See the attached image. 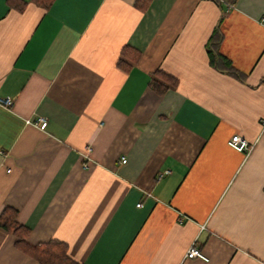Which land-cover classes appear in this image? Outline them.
I'll return each instance as SVG.
<instances>
[{
  "label": "crops",
  "instance_id": "1",
  "mask_svg": "<svg viewBox=\"0 0 264 264\" xmlns=\"http://www.w3.org/2000/svg\"><path fill=\"white\" fill-rule=\"evenodd\" d=\"M23 1L0 0V215L84 264H264V0ZM16 240L0 264H39Z\"/></svg>",
  "mask_w": 264,
  "mask_h": 264
},
{
  "label": "trees",
  "instance_id": "2",
  "mask_svg": "<svg viewBox=\"0 0 264 264\" xmlns=\"http://www.w3.org/2000/svg\"><path fill=\"white\" fill-rule=\"evenodd\" d=\"M53 1L54 0H34V2L45 8H48L53 3ZM8 3L11 7L23 9L27 2L23 0H8ZM146 5L147 4L143 5L142 8L146 7ZM221 40L222 34L217 29L209 41V55L211 64L243 80V75L232 66L228 59L219 53L218 46ZM129 50L134 53L132 59H138L140 52H134L129 47L124 48L122 53L126 54L129 52ZM120 65H123L122 61H120ZM150 85L157 93L163 94L168 89L176 87L178 85V80L167 72L158 70L154 73V75H152ZM17 218L18 211L14 208L8 207L0 215V226L13 233L17 237L15 243L16 246L20 250L35 258L39 264H84L70 257L68 246L64 242L52 240L48 243L36 245L29 243L27 238L29 236L30 229L22 225Z\"/></svg>",
  "mask_w": 264,
  "mask_h": 264
},
{
  "label": "built area",
  "instance_id": "3",
  "mask_svg": "<svg viewBox=\"0 0 264 264\" xmlns=\"http://www.w3.org/2000/svg\"><path fill=\"white\" fill-rule=\"evenodd\" d=\"M235 0L226 1V4L228 6V9L234 7ZM13 103L11 98L2 97L0 98V104L9 107ZM44 121V117H39L37 121H34V124H38L40 122ZM228 144L233 147L236 150L244 152L246 155L249 154L252 149L254 148V144L250 143L245 137L240 135L239 133H235L232 135V137L229 139ZM90 150V148H88ZM0 153L2 151L0 150ZM127 159L124 157L122 162H126ZM86 166V164H85ZM141 203L138 204L140 206ZM187 258H201L206 261L209 260V258L202 252V250L196 245V243H192L190 248L188 249L186 253Z\"/></svg>",
  "mask_w": 264,
  "mask_h": 264
}]
</instances>
